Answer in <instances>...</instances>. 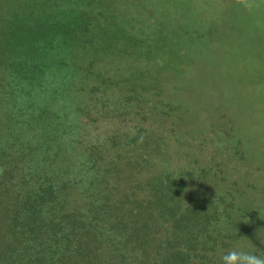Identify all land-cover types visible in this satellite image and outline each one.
Masks as SVG:
<instances>
[{
  "label": "trees",
  "instance_id": "trees-1",
  "mask_svg": "<svg viewBox=\"0 0 264 264\" xmlns=\"http://www.w3.org/2000/svg\"><path fill=\"white\" fill-rule=\"evenodd\" d=\"M263 38L264 0H0V264H223L228 207L169 166L210 70ZM128 139L152 168L135 210L102 180L104 144ZM257 226L240 254H264Z\"/></svg>",
  "mask_w": 264,
  "mask_h": 264
},
{
  "label": "rangeland",
  "instance_id": "rangeland-1",
  "mask_svg": "<svg viewBox=\"0 0 264 264\" xmlns=\"http://www.w3.org/2000/svg\"><path fill=\"white\" fill-rule=\"evenodd\" d=\"M23 7L21 3L19 8L22 11ZM261 42L264 43V38ZM214 45L218 44L214 42ZM258 54L264 56L262 50ZM210 73L218 81L215 89L208 92L209 102L201 104L206 108L199 110L202 131L194 140L186 136L180 139L182 144L177 148L180 154L169 167L192 166L198 175V182L194 185L198 187L199 184L205 189L204 192L211 197L209 203L228 207L232 224L222 230L225 234L222 235L225 238L223 243L230 244L231 251L239 253L244 237L248 235L245 230L260 224L264 233V57H233ZM118 126L113 122L97 128L94 121L88 125L92 134L101 132L105 139ZM91 138L97 137L91 135L85 139ZM123 139L127 138H120ZM238 140H243L244 144L239 145ZM119 144L121 147L117 153L120 157L116 155L115 147L108 148L105 143L102 148L108 160L102 180L121 198L125 208L135 210L145 197L143 180L148 178L152 168L148 163L135 161L136 156L144 152L143 146L135 143V139ZM239 223L247 227L241 233ZM228 230L234 234H228ZM261 231L259 226L253 229L257 235ZM259 248H264L263 242Z\"/></svg>",
  "mask_w": 264,
  "mask_h": 264
},
{
  "label": "clouds",
  "instance_id": "clouds-1",
  "mask_svg": "<svg viewBox=\"0 0 264 264\" xmlns=\"http://www.w3.org/2000/svg\"><path fill=\"white\" fill-rule=\"evenodd\" d=\"M222 262L223 264H264V257L254 255L250 252L240 254L231 251L222 256Z\"/></svg>",
  "mask_w": 264,
  "mask_h": 264
}]
</instances>
